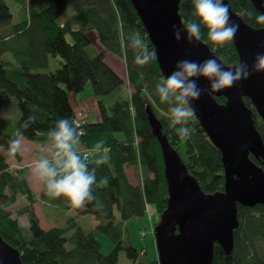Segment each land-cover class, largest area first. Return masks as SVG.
Listing matches in <instances>:
<instances>
[{"label":"trees","instance_id":"obj_1","mask_svg":"<svg viewBox=\"0 0 264 264\" xmlns=\"http://www.w3.org/2000/svg\"><path fill=\"white\" fill-rule=\"evenodd\" d=\"M8 1L21 7L18 21ZM228 1L248 25L264 28L256 22L260 13L250 0ZM69 2L72 14L63 20ZM192 10V0H181L184 22L194 19ZM133 33L139 34L150 50L155 49L131 0H0V234L18 249L23 264H119L121 252L135 264H159L156 258H150L147 248L132 242L126 228L128 221L144 217L149 206L161 213L168 204L162 150L148 121L147 108L159 119L170 144L202 190L206 194L224 190L220 150L196 118L189 121L194 131L187 141H181L175 129L169 127L168 106L160 104L156 94V85L164 75L157 58L145 66L134 63L135 52L130 47ZM92 34L105 51L124 60L133 88L127 100L121 94L124 78L106 62ZM202 41L226 66L239 61L233 41L223 48L215 47L207 40L204 28ZM52 60L59 65L54 71ZM88 84L101 120L84 128L80 154L83 157L82 151L94 152L97 148L109 151L102 164L96 163L101 158L87 161L89 171L95 170V199L75 209L64 197L47 196L44 184L39 198L24 170L11 169L5 152L13 133L29 115L36 120L23 130L26 140L47 145V134L56 121H74L69 93L80 94ZM216 99L221 104L226 102L224 97ZM245 102L253 110L256 127L264 139V122L250 99L245 98ZM128 166L141 168L142 184L130 183ZM21 198L27 203L17 208L14 216L11 207ZM39 200L79 215H91L97 223L86 231L76 217H71L65 226L45 230L34 210ZM24 216L27 225L21 223ZM238 219L232 251L227 253L216 243L213 264H264V205H238ZM100 234L113 243L108 254L101 251Z\"/></svg>","mask_w":264,"mask_h":264},{"label":"water","instance_id":"obj_2","mask_svg":"<svg viewBox=\"0 0 264 264\" xmlns=\"http://www.w3.org/2000/svg\"><path fill=\"white\" fill-rule=\"evenodd\" d=\"M259 13H264V0H250ZM157 53V62L167 77L180 60L203 61L216 58L226 66L202 40L188 43L174 39V30L184 23L180 15L181 0H131ZM231 22L239 24L233 44L239 55L236 63L251 69L258 53H264V28L248 25L232 10ZM235 64V65H236ZM201 88L207 82L198 81ZM217 97H224L220 104ZM250 99L264 121V73H253L234 87L203 94L193 102L195 118L211 142L220 150L224 166V190L206 194L181 156L169 142L156 115L147 108L152 132L157 138L165 166L168 204L154 233L159 264H213L215 244L227 253L234 245V232L239 225L238 205H264V139L256 127ZM260 160L257 164L251 158ZM0 264H23L21 254L0 234Z\"/></svg>","mask_w":264,"mask_h":264},{"label":"clouds","instance_id":"obj_3","mask_svg":"<svg viewBox=\"0 0 264 264\" xmlns=\"http://www.w3.org/2000/svg\"><path fill=\"white\" fill-rule=\"evenodd\" d=\"M192 6L194 19H189L182 28L174 30L175 40L183 37L188 43L199 42L202 40V28L207 30V40L215 47L223 48L235 39L239 24L231 22L229 6L224 0H192ZM248 15L251 17L252 14ZM256 22L264 24V13L256 16ZM130 47L135 52L136 65L145 66L157 58L155 49L150 50L137 33L130 35ZM253 73H264V53L256 55L251 69L241 62L226 70L214 57L203 61H178L174 70L156 85L160 104L168 106L169 127L175 129L181 141L189 140L194 131L189 127V121L195 119L193 102L205 93L232 88ZM201 80L207 82V88L199 86L198 81ZM35 120L34 115H29L21 128L15 130L8 142L9 158H15L22 151V143L26 139L23 130L28 129ZM84 134L83 128L73 120L63 118L56 121L47 134L46 148L42 147V151H47L48 155H37L32 167L33 177L45 185L47 196L53 199L64 197L69 206L75 209H81L86 202L95 199L92 192V186L96 183L95 170L89 171L88 154L83 157L80 154V138ZM104 151L109 149L105 148ZM96 163L102 164L104 160Z\"/></svg>","mask_w":264,"mask_h":264},{"label":"rangeland","instance_id":"obj_4","mask_svg":"<svg viewBox=\"0 0 264 264\" xmlns=\"http://www.w3.org/2000/svg\"><path fill=\"white\" fill-rule=\"evenodd\" d=\"M8 4L11 8L12 14L14 15V20L18 21L21 18V7L14 1H8ZM71 14H72V4L71 2H69V6L64 13V16H63L64 18L62 19L64 20L66 16H70ZM92 36H93L92 39L94 38L96 41L95 36L93 34ZM69 40L70 42L72 41L71 37L69 38ZM94 45L96 46L97 49H100L104 53L106 62L119 75H121L124 78L125 86L121 94L124 97V99L127 100L128 98L131 97L130 94L132 93L133 88L131 87L127 79V70H126L124 60L121 58H117L116 56H114L113 54L107 51H104L103 48H101L102 46L98 44L97 41L94 43ZM57 67H59L58 61L52 60V64H51L52 71H54ZM91 92H92L91 84H88L84 92L80 94H76V95H80L81 98H88V97L94 96ZM96 103H97V100H96ZM87 109L91 110V112L85 109H82L83 111L82 116L85 117V119L90 120L89 114H91L93 110L90 108H87ZM77 112H79V110H77ZM80 128H83V127H80ZM46 146L47 145L40 146L39 144L35 142H31L25 139L22 143V151L15 158L8 157V160H7L13 171L24 170V175L26 176L30 186L32 187V189L35 191V193L37 194L39 198L41 196L40 193L43 189V183L36 180L33 177L32 167L34 164V158L37 155H45V156L48 155L47 151H42V147L46 148ZM102 149H103V153L99 152L98 151L99 148H97L96 151L94 152L93 151H82V155L84 156L86 153L90 154V157L88 158L87 161H89L90 159L94 157L106 160L108 151L105 152L104 151L105 148H102ZM5 153L7 155V151ZM126 173H127L130 183H132L133 185L142 184L143 176H142V170L140 167L128 166L126 167ZM26 203L27 202L24 198H21L20 200H18L17 203L11 207V210H13L12 211L13 215L15 216L17 214L16 212L17 208L22 207V205ZM34 210L40 220V224L42 228H44L45 230L51 229L55 226H65L67 221L71 217H76L79 225L86 231H89L90 229L94 228L97 223V221L91 215H79L73 210H65L53 204L46 203L42 200H39L37 203L34 204ZM163 212L159 213L155 209V207L149 206L148 211L144 217L132 219L128 221L126 224V228L128 230V233H129V236L132 242L137 247L147 248L148 254L150 255L151 259L156 258L158 260V251L156 248V239H155L154 230H155L156 225L159 224ZM20 220L23 225H27L28 220L26 216L22 217ZM98 241L101 245V251L103 254H108L111 252V250L113 249V243L105 234H100L98 236ZM262 247L264 249V245H262ZM119 264H135V263H132L127 258L126 254L124 252H121L119 255Z\"/></svg>","mask_w":264,"mask_h":264},{"label":"crops","instance_id":"obj_5","mask_svg":"<svg viewBox=\"0 0 264 264\" xmlns=\"http://www.w3.org/2000/svg\"><path fill=\"white\" fill-rule=\"evenodd\" d=\"M91 93L93 94V92ZM68 96H69L70 103L74 110L85 109L91 112V110L87 109V108H90L93 110L92 112L93 114L92 113L89 114V119L91 121L90 123L94 124V123L100 122L101 116H100L99 109L97 107L95 96L88 97V98H81L80 95H76L73 93H69Z\"/></svg>","mask_w":264,"mask_h":264},{"label":"built area","instance_id":"obj_6","mask_svg":"<svg viewBox=\"0 0 264 264\" xmlns=\"http://www.w3.org/2000/svg\"><path fill=\"white\" fill-rule=\"evenodd\" d=\"M82 112H83L82 110H79V112H76L74 121L76 125H78L79 127H83L84 129L88 123V119H85V117L82 116L83 115ZM98 151L103 153V150L99 149ZM86 154H88V158H89L90 154L89 153H86Z\"/></svg>","mask_w":264,"mask_h":264},{"label":"flooded vegetation","instance_id":"obj_7","mask_svg":"<svg viewBox=\"0 0 264 264\" xmlns=\"http://www.w3.org/2000/svg\"><path fill=\"white\" fill-rule=\"evenodd\" d=\"M259 117H260V116H259ZM260 118H261V117H260ZM261 120H262V118H261ZM262 121H263V120H262ZM255 122H256V121H255ZM263 122H264V121H263ZM252 157H253L256 161H258L259 163H261L260 160L256 159L254 156H251V158H252Z\"/></svg>","mask_w":264,"mask_h":264},{"label":"bare ground","instance_id":"obj_8","mask_svg":"<svg viewBox=\"0 0 264 264\" xmlns=\"http://www.w3.org/2000/svg\"><path fill=\"white\" fill-rule=\"evenodd\" d=\"M217 100V99H216ZM218 102V101H217ZM221 104V103H220ZM84 150H87V149H84ZM103 150V149H102ZM87 151H89V149L87 150Z\"/></svg>","mask_w":264,"mask_h":264}]
</instances>
